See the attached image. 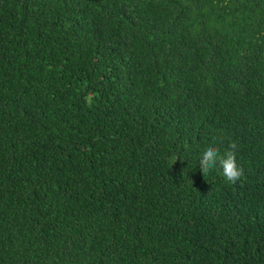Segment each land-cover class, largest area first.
I'll return each mask as SVG.
<instances>
[{
	"label": "trees",
	"instance_id": "trees-1",
	"mask_svg": "<svg viewBox=\"0 0 264 264\" xmlns=\"http://www.w3.org/2000/svg\"><path fill=\"white\" fill-rule=\"evenodd\" d=\"M0 264H264V0H0Z\"/></svg>",
	"mask_w": 264,
	"mask_h": 264
},
{
	"label": "clouds",
	"instance_id": "clouds-1",
	"mask_svg": "<svg viewBox=\"0 0 264 264\" xmlns=\"http://www.w3.org/2000/svg\"><path fill=\"white\" fill-rule=\"evenodd\" d=\"M239 150L238 142L234 139H229L228 145L221 155L219 149L215 145H208L201 153L200 168L205 175L216 168L217 161L222 170L224 179L235 184L244 175V169L238 164L237 153Z\"/></svg>",
	"mask_w": 264,
	"mask_h": 264
}]
</instances>
